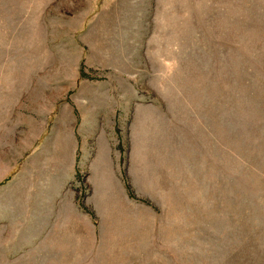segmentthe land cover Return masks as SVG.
<instances>
[{
    "label": "rangeland",
    "instance_id": "rangeland-1",
    "mask_svg": "<svg viewBox=\"0 0 264 264\" xmlns=\"http://www.w3.org/2000/svg\"><path fill=\"white\" fill-rule=\"evenodd\" d=\"M0 264H264V0H0Z\"/></svg>",
    "mask_w": 264,
    "mask_h": 264
}]
</instances>
